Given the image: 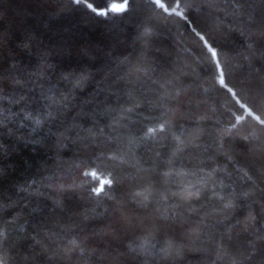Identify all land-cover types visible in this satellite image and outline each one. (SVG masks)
<instances>
[{"label":"trees","instance_id":"1","mask_svg":"<svg viewBox=\"0 0 264 264\" xmlns=\"http://www.w3.org/2000/svg\"><path fill=\"white\" fill-rule=\"evenodd\" d=\"M162 3L0 0L2 264H264V0Z\"/></svg>","mask_w":264,"mask_h":264},{"label":"snow or ice","instance_id":"2","mask_svg":"<svg viewBox=\"0 0 264 264\" xmlns=\"http://www.w3.org/2000/svg\"><path fill=\"white\" fill-rule=\"evenodd\" d=\"M73 2L77 5L81 4L82 3V0H73ZM155 4L158 5L161 9H164L165 11H169V9L165 6V3H162V0H154ZM180 7V0H176V7L174 8H171V11L172 12H176V8ZM87 8L88 9H91L93 12H97V9L95 7H93V3L92 2H88L87 3ZM112 9L114 11H122L123 10V5H120L119 7H117L115 4L112 5ZM98 15H103L104 13L102 12H97ZM177 15H182V12H179V13H176ZM201 40L204 39L203 36L200 37ZM208 51L211 53V57L212 58H215L216 57V52L211 48L209 47L208 48ZM220 83L221 85H224L225 84V80L222 78L220 80ZM229 92H231V88H228L227 89ZM93 175H95V173H93ZM105 184H109L111 183V181H104ZM103 188L102 186L101 187H98V188H95L94 191H96L97 194L100 193V191H102ZM0 264H2V261H0Z\"/></svg>","mask_w":264,"mask_h":264},{"label":"rangeland","instance_id":"3","mask_svg":"<svg viewBox=\"0 0 264 264\" xmlns=\"http://www.w3.org/2000/svg\"><path fill=\"white\" fill-rule=\"evenodd\" d=\"M113 4H115L117 7H119L120 5H123V10L122 11H114L113 9H112V5ZM126 9V5L125 4H123V3H119V2H112L111 4H110V6H109V11L110 12H112V13H120V12H123L124 10ZM106 13L104 12V15H105Z\"/></svg>","mask_w":264,"mask_h":264},{"label":"water","instance_id":"4","mask_svg":"<svg viewBox=\"0 0 264 264\" xmlns=\"http://www.w3.org/2000/svg\"><path fill=\"white\" fill-rule=\"evenodd\" d=\"M222 78L224 79V76H223V74H222ZM222 78H221V79H222Z\"/></svg>","mask_w":264,"mask_h":264}]
</instances>
